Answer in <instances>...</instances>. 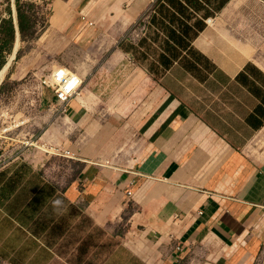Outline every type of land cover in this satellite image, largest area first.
I'll return each instance as SVG.
<instances>
[{"label":"crops","instance_id":"1","mask_svg":"<svg viewBox=\"0 0 264 264\" xmlns=\"http://www.w3.org/2000/svg\"><path fill=\"white\" fill-rule=\"evenodd\" d=\"M37 2L50 9L37 39L80 55L51 81L74 72L99 89L97 116L84 90L65 106L83 124V169L63 195L116 240L101 264L120 251V264H256L264 0Z\"/></svg>","mask_w":264,"mask_h":264},{"label":"rangeland","instance_id":"2","mask_svg":"<svg viewBox=\"0 0 264 264\" xmlns=\"http://www.w3.org/2000/svg\"><path fill=\"white\" fill-rule=\"evenodd\" d=\"M21 1L37 6L32 19L35 36H39L48 25L49 7L37 0ZM10 18L18 26L16 0H0V52L4 44L2 28ZM37 38L22 40L19 36L18 50L0 84V171L13 164L26 163L46 183L58 188L57 197L64 198L66 187L83 169V163L74 158L72 151L82 141L83 124L81 119H68L66 108L58 105L53 90L42 86L41 81L57 67L73 63L80 55L72 54L73 51L67 54L66 47L58 54H50L52 41ZM14 41L11 53H4L5 63L13 53ZM21 66L23 73L16 76ZM83 90L92 97L97 116L99 89H86L83 84L80 92ZM55 200L57 204L50 213L63 218L60 225L63 230L58 235L61 238L49 239L48 246L35 249L29 234L16 231L15 226L1 225L0 264H101L106 259L116 240L92 226L82 212L83 204L71 206L67 200ZM126 258V252L120 251L116 264ZM256 264H264V248Z\"/></svg>","mask_w":264,"mask_h":264},{"label":"trees","instance_id":"3","mask_svg":"<svg viewBox=\"0 0 264 264\" xmlns=\"http://www.w3.org/2000/svg\"><path fill=\"white\" fill-rule=\"evenodd\" d=\"M16 3L18 30L22 40L37 38L34 30L35 21L32 19L37 6L21 0H16ZM2 33L4 44L0 52V69L5 65V54L11 53L12 42L16 40V28L11 18L5 21ZM11 170L13 171L10 172ZM58 191L56 186L46 183L40 174L34 173L31 166L26 163L13 164L1 170L0 226H15L16 231L30 235L35 242V249L36 246L39 249L43 246L45 248L48 246V240H56L63 230L60 227L63 221L61 215L50 213L57 204L56 200L53 201L54 198L66 201L65 197H57ZM63 206L62 204L60 208ZM57 218L61 219L57 221ZM58 238H61V235Z\"/></svg>","mask_w":264,"mask_h":264},{"label":"built area","instance_id":"4","mask_svg":"<svg viewBox=\"0 0 264 264\" xmlns=\"http://www.w3.org/2000/svg\"><path fill=\"white\" fill-rule=\"evenodd\" d=\"M143 17L146 16L144 15ZM55 80L52 82L49 76L44 77L41 85L52 89L58 105L63 107L80 91L84 82L82 77L74 72L63 74L58 81ZM200 214H202L201 211Z\"/></svg>","mask_w":264,"mask_h":264},{"label":"bare ground","instance_id":"5","mask_svg":"<svg viewBox=\"0 0 264 264\" xmlns=\"http://www.w3.org/2000/svg\"><path fill=\"white\" fill-rule=\"evenodd\" d=\"M16 38H17V39H16L17 42H16V45H15V48H13V53L11 54V56H10L8 62L5 63V65L0 69V84L2 83L4 77H5L6 73H7V70H8V68H9V66H10L11 61H12V60L14 59V57H15V56H14V53L17 52V50H18V46H19L18 36H17Z\"/></svg>","mask_w":264,"mask_h":264},{"label":"water","instance_id":"6","mask_svg":"<svg viewBox=\"0 0 264 264\" xmlns=\"http://www.w3.org/2000/svg\"><path fill=\"white\" fill-rule=\"evenodd\" d=\"M15 35L18 36V38H19V31H16ZM15 54H16V52L14 53V56H15Z\"/></svg>","mask_w":264,"mask_h":264}]
</instances>
